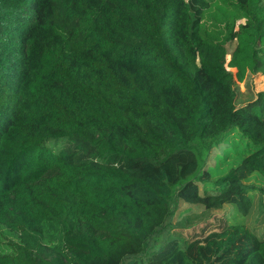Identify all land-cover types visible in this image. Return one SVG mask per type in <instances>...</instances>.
I'll list each match as a JSON object with an SVG mask.
<instances>
[{
    "label": "trees",
    "instance_id": "1",
    "mask_svg": "<svg viewBox=\"0 0 264 264\" xmlns=\"http://www.w3.org/2000/svg\"><path fill=\"white\" fill-rule=\"evenodd\" d=\"M232 43L262 70V0H0V264H264Z\"/></svg>",
    "mask_w": 264,
    "mask_h": 264
},
{
    "label": "rangeland",
    "instance_id": "2",
    "mask_svg": "<svg viewBox=\"0 0 264 264\" xmlns=\"http://www.w3.org/2000/svg\"><path fill=\"white\" fill-rule=\"evenodd\" d=\"M262 3H264V0H262ZM234 45L233 43L229 46L230 54L227 55V62L225 65L226 71L229 72L232 80L233 87L236 91V88H242L247 90V95L244 99L236 98V103H240L243 101H252L256 98L257 93L261 92L264 94V52H260L256 55V60L258 62V65L262 67L261 71H258L256 73L247 72L243 78V80H239L237 78V68L235 65H232V53H233ZM235 160H229L226 164H223L220 168V173L225 172L227 168H229L230 165L235 164ZM247 184H251L253 186H260L262 184V179L258 177L257 175H252L248 180L245 181ZM218 213H223V210L216 211ZM167 228L162 229L159 233L156 235H153L149 240V247L155 249L157 246L164 243L167 235ZM4 235L6 237H11L7 233L4 232Z\"/></svg>",
    "mask_w": 264,
    "mask_h": 264
},
{
    "label": "crops",
    "instance_id": "3",
    "mask_svg": "<svg viewBox=\"0 0 264 264\" xmlns=\"http://www.w3.org/2000/svg\"><path fill=\"white\" fill-rule=\"evenodd\" d=\"M246 102H247V101H246ZM243 103H245V101L240 102V103H236V105H241V104H243Z\"/></svg>",
    "mask_w": 264,
    "mask_h": 264
}]
</instances>
